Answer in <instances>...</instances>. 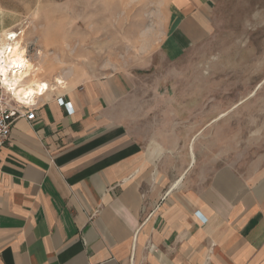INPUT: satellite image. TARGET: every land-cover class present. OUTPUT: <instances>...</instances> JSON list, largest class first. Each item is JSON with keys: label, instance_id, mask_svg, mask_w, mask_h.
Masks as SVG:
<instances>
[{"label": "crops", "instance_id": "crops-1", "mask_svg": "<svg viewBox=\"0 0 264 264\" xmlns=\"http://www.w3.org/2000/svg\"><path fill=\"white\" fill-rule=\"evenodd\" d=\"M211 1L171 2L166 63L207 37ZM131 90L120 74L69 84L14 123L0 149V264H264V175L203 177L191 157L177 173L174 150L136 131Z\"/></svg>", "mask_w": 264, "mask_h": 264}, {"label": "rangeland", "instance_id": "rangeland-1", "mask_svg": "<svg viewBox=\"0 0 264 264\" xmlns=\"http://www.w3.org/2000/svg\"><path fill=\"white\" fill-rule=\"evenodd\" d=\"M172 1L0 0V37L23 33L42 82L130 77L136 131L174 150L177 173L194 154L192 174L224 166L254 180L264 175V0H212L207 37L169 64L158 42Z\"/></svg>", "mask_w": 264, "mask_h": 264}, {"label": "bare ground", "instance_id": "bare-ground-1", "mask_svg": "<svg viewBox=\"0 0 264 264\" xmlns=\"http://www.w3.org/2000/svg\"><path fill=\"white\" fill-rule=\"evenodd\" d=\"M7 32L0 37V56L4 65V81L5 85L11 88L12 95L19 103L29 105V103L35 102L37 97L45 96L46 92H60L61 89L69 87V82L61 76L53 77V84L39 80L38 75L43 72V68L28 58L27 49L22 45L23 33L21 32L19 37L13 35L12 42H9L5 38L13 32ZM37 55L41 56V52H38ZM190 157L193 161L194 154Z\"/></svg>", "mask_w": 264, "mask_h": 264}, {"label": "built area", "instance_id": "built-area-1", "mask_svg": "<svg viewBox=\"0 0 264 264\" xmlns=\"http://www.w3.org/2000/svg\"><path fill=\"white\" fill-rule=\"evenodd\" d=\"M13 35L19 37L21 33L19 31L13 32L5 40L12 42ZM3 68V61L0 56V149L7 145L15 122L21 119L30 122L35 119V102L24 105L16 100L12 95L11 88L5 85ZM58 103L64 107L68 114L72 113L70 103L64 102L62 98L58 100ZM195 216L198 217V213H195ZM201 222L204 224L206 221L202 218Z\"/></svg>", "mask_w": 264, "mask_h": 264}]
</instances>
